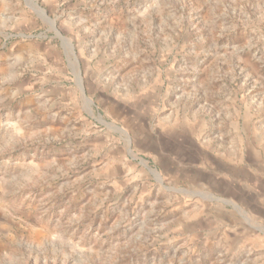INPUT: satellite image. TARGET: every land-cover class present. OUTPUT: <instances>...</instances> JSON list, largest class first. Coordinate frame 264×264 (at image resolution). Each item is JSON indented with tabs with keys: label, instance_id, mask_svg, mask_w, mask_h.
I'll return each mask as SVG.
<instances>
[{
	"label": "rangeland",
	"instance_id": "374dc122",
	"mask_svg": "<svg viewBox=\"0 0 264 264\" xmlns=\"http://www.w3.org/2000/svg\"><path fill=\"white\" fill-rule=\"evenodd\" d=\"M0 8V264H264V0Z\"/></svg>",
	"mask_w": 264,
	"mask_h": 264
},
{
	"label": "crops",
	"instance_id": "0c3cea01",
	"mask_svg": "<svg viewBox=\"0 0 264 264\" xmlns=\"http://www.w3.org/2000/svg\"><path fill=\"white\" fill-rule=\"evenodd\" d=\"M1 3H2V0H0V5H1ZM0 11H1V8H0ZM0 36H1V22H0Z\"/></svg>",
	"mask_w": 264,
	"mask_h": 264
},
{
	"label": "water",
	"instance_id": "95a60500",
	"mask_svg": "<svg viewBox=\"0 0 264 264\" xmlns=\"http://www.w3.org/2000/svg\"><path fill=\"white\" fill-rule=\"evenodd\" d=\"M40 10L43 12V14H44V11L40 8ZM59 36V35H58ZM59 38H60V36H59Z\"/></svg>",
	"mask_w": 264,
	"mask_h": 264
}]
</instances>
